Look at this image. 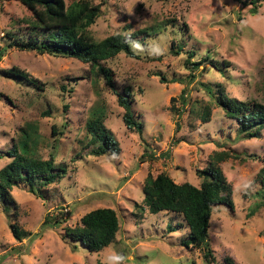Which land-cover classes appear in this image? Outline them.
Listing matches in <instances>:
<instances>
[{
	"label": "rangeland",
	"instance_id": "1",
	"mask_svg": "<svg viewBox=\"0 0 264 264\" xmlns=\"http://www.w3.org/2000/svg\"><path fill=\"white\" fill-rule=\"evenodd\" d=\"M64 1L67 7L82 1L99 7L87 29L95 42L145 30L135 40L145 48L158 40L165 52L133 51L136 56L121 53L99 63L111 72L114 91L132 93L139 136L125 127L124 111L98 66L9 47L30 39L33 17L20 3L0 0V171L12 160L7 151L30 141L36 159L52 157L65 170L39 193L21 184L9 191V201L0 200V264H104L113 249L130 257L128 264H207L202 251L185 246L188 229L179 217L148 213L142 189L147 175L160 174L198 187L199 171L222 152L229 154L219 166L233 210L213 208L212 264H264V204L256 194L264 128L257 138L239 137L237 123L215 100L222 91L264 107V1L254 15L243 4L250 0ZM45 36L35 33L38 44ZM188 53L194 54L189 63L205 62L187 64ZM13 68L28 78L8 75ZM98 111L118 144L116 157L89 154L85 123ZM24 133L30 140L22 139ZM100 208L114 210L119 227L112 244L90 253L66 238L65 228ZM12 226L25 239L16 240Z\"/></svg>",
	"mask_w": 264,
	"mask_h": 264
},
{
	"label": "trees",
	"instance_id": "2",
	"mask_svg": "<svg viewBox=\"0 0 264 264\" xmlns=\"http://www.w3.org/2000/svg\"><path fill=\"white\" fill-rule=\"evenodd\" d=\"M16 1L32 13L30 25V39L26 42H13L9 47H17L19 50L36 51L38 54L62 55L76 59L82 63L98 66L100 62L112 59L123 53L127 56H136L125 35L115 34L100 42H95L87 33V29L95 23L100 9L98 6L89 7L87 3L75 2L67 7L64 0H5ZM264 0L244 1V5H251V14H256L258 5ZM36 32H45L46 36L41 44L35 37ZM139 33L130 35L132 41H136ZM181 48L174 52L179 55ZM4 55V49L0 50V61ZM194 57L188 53L187 64L194 67L202 65L200 60L189 63ZM99 73L104 77L106 84L114 91L113 78L110 71L99 67ZM7 74L16 79L26 80L27 74L17 69H10ZM161 80L164 81L163 78ZM118 105L123 109L122 121L125 127L142 133V124L136 122L131 109L130 90L124 95L114 91ZM1 96V95H0ZM216 102L223 109L225 117L237 123V133L243 138H257L264 128V107L253 103L247 104L229 99L222 91H219ZM209 112H205L202 120L207 122ZM87 148H91L90 155L101 157L119 154V147L110 131L104 126V117L101 111L92 114L85 123ZM53 126V135H55ZM33 136V135H32ZM22 139H29V133H24ZM30 143H18L7 151V156L12 160L0 171V200H10L9 191L21 184L28 187L29 191L39 193V186H47L59 180L65 170L54 165L52 157L47 161L36 159ZM29 144V145H28ZM229 157L227 153H219L212 158L207 167L199 171L200 185L190 183H175L169 176L160 174L156 177L147 175L143 184V203L148 213L156 215L166 213L179 217L188 229V238L184 244L203 252V258L207 264L214 262V257L209 245L210 219L214 206L224 205L233 210L230 201V187L222 174L219 162ZM258 191L256 194L264 204V167L257 177ZM119 227V220L114 210L100 208L85 214L79 225L65 228V235L71 242L80 244L90 253H99L107 248L115 239ZM16 240L25 239L26 233L11 227ZM169 231L172 228L169 227ZM74 244V248L76 245Z\"/></svg>",
	"mask_w": 264,
	"mask_h": 264
},
{
	"label": "clouds",
	"instance_id": "3",
	"mask_svg": "<svg viewBox=\"0 0 264 264\" xmlns=\"http://www.w3.org/2000/svg\"><path fill=\"white\" fill-rule=\"evenodd\" d=\"M126 40L130 43V47L133 51L139 53L147 52L149 56H162L164 55L165 49L161 46L158 40H152L148 42L147 48L142 45L139 41H132L130 33L125 34ZM247 186V185H246ZM130 257L124 255L121 252H117L114 249L110 250L104 258V264H128Z\"/></svg>",
	"mask_w": 264,
	"mask_h": 264
}]
</instances>
